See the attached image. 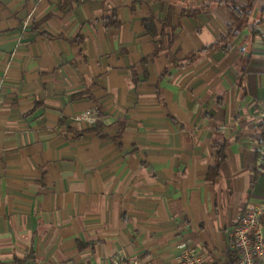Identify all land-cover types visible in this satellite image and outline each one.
Segmentation results:
<instances>
[{"label": "crops", "instance_id": "0c3cea01", "mask_svg": "<svg viewBox=\"0 0 264 264\" xmlns=\"http://www.w3.org/2000/svg\"><path fill=\"white\" fill-rule=\"evenodd\" d=\"M222 1L0 0V264H181L186 247L229 264L264 201V0L237 21ZM150 17L168 18L153 58Z\"/></svg>", "mask_w": 264, "mask_h": 264}, {"label": "built area", "instance_id": "2783aa9c", "mask_svg": "<svg viewBox=\"0 0 264 264\" xmlns=\"http://www.w3.org/2000/svg\"><path fill=\"white\" fill-rule=\"evenodd\" d=\"M98 112L93 109L86 110L80 119L93 124L98 120ZM259 118L264 123V102L259 110ZM259 147L264 157V136L259 141ZM264 201L255 204L239 216L233 227L232 248L239 250V264H264ZM118 252L112 258V264H135ZM181 264H206L201 254L191 247H186L182 254Z\"/></svg>", "mask_w": 264, "mask_h": 264}, {"label": "trees", "instance_id": "16d2710c", "mask_svg": "<svg viewBox=\"0 0 264 264\" xmlns=\"http://www.w3.org/2000/svg\"><path fill=\"white\" fill-rule=\"evenodd\" d=\"M224 4L227 5L228 9L230 10L232 16L234 17V19L240 20L242 18H247L249 15V10L243 6L238 0H223L222 1ZM200 12V9H189V11L185 10L182 15H180V17L182 16H192V15H196L197 13ZM171 15V12H170ZM170 15L168 16L170 18ZM260 21H264V9L262 11V16L260 18ZM168 23V18L166 19V21H163L162 23V29L158 28L155 19L153 17L150 18H146L143 20L144 26L147 30V32L156 40L155 41V50L152 54V58L159 55L162 51H164V45H163V41L161 39H158V36H161V34L164 31V28L166 26V23ZM107 26H114L117 27L119 26V21L116 19L115 15L110 17V20L107 21ZM231 26V25H230ZM238 34V32H234L231 31V29L229 28V32H228V36H236ZM224 41H227V43L222 44V47L225 51L229 50V45H228V40H227V36L224 37L223 39ZM214 46L216 45L213 44ZM212 45V46H213ZM149 62V58L146 57L144 59H142L141 64L143 66V68H147V63ZM98 108V107H97ZM98 110H101L98 108ZM100 112V111H99ZM101 115V114H100ZM103 126V124L101 122H98L97 126L95 128L92 129V131L98 132L99 128H101ZM225 158V154H224V148L221 147L220 151H219V155H218V160L217 163L210 169L209 172V178H214L217 176V174L219 173V168L221 163L223 162ZM85 247V245L80 244V248ZM228 254L230 256V262L229 264H239V250L237 248H231L228 250Z\"/></svg>", "mask_w": 264, "mask_h": 264}]
</instances>
